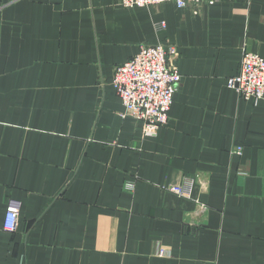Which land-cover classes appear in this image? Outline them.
Returning <instances> with one entry per match:
<instances>
[{
    "label": "crops",
    "instance_id": "obj_1",
    "mask_svg": "<svg viewBox=\"0 0 264 264\" xmlns=\"http://www.w3.org/2000/svg\"><path fill=\"white\" fill-rule=\"evenodd\" d=\"M119 1L0 0V264H264V100L228 86L264 0ZM157 43L181 79L144 136L111 80Z\"/></svg>",
    "mask_w": 264,
    "mask_h": 264
},
{
    "label": "built area",
    "instance_id": "obj_2",
    "mask_svg": "<svg viewBox=\"0 0 264 264\" xmlns=\"http://www.w3.org/2000/svg\"><path fill=\"white\" fill-rule=\"evenodd\" d=\"M212 4L217 0H120L125 8L144 7L161 2H172L183 8L200 2ZM163 27V23L158 24ZM176 48L172 45H141L129 60L114 67L112 86L123 106V115L140 122L144 136H154L168 123V112L181 75L173 61ZM240 98L256 103L264 100V58L248 49L242 51L239 72L228 80ZM236 152L240 153L241 146ZM125 188L133 190L134 181H126ZM179 196H189V185L171 188ZM16 210L10 206L5 214L3 228L15 229Z\"/></svg>",
    "mask_w": 264,
    "mask_h": 264
}]
</instances>
